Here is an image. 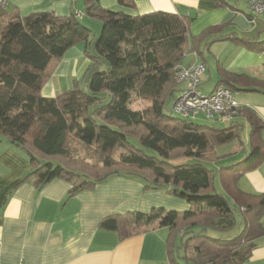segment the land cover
<instances>
[{
	"label": "trees",
	"instance_id": "16d2710c",
	"mask_svg": "<svg viewBox=\"0 0 264 264\" xmlns=\"http://www.w3.org/2000/svg\"><path fill=\"white\" fill-rule=\"evenodd\" d=\"M83 1L84 14L102 23L94 42L95 55L89 51L91 30L75 12L65 17L49 11L20 16L0 8V136L28 156L31 172L25 179L33 178L40 186L62 178L71 184L68 196H72L113 175L136 176L144 182L145 191L164 189L199 208L154 207L149 212L111 214L99 221V228L113 230L124 239L166 227L164 264L243 263L251 255L254 240L264 234V193H246L236 182L264 161V121L252 108L241 107L239 115L249 129V151L220 172L224 191L238 207L241 230L227 239L213 238L202 232L205 227L228 230L236 223L227 197L216 192L213 173L202 164L171 161L204 157L215 146L239 138L243 124L200 125L174 118L165 109L183 86L175 78L174 67L182 62L189 44L201 53L203 43L228 39L260 51L264 39L248 40L230 33L205 42L221 27L211 26L190 36L188 16L163 11L130 16L101 7L99 0ZM211 1L215 6L226 4ZM117 2L135 6L132 0ZM80 42L91 64H103L104 69L90 72L84 85L74 82L71 89L43 96L41 88L64 52ZM224 76L218 85L233 91L240 75ZM249 79L250 85L264 91L263 81ZM132 93L149 100L148 106L131 108Z\"/></svg>",
	"mask_w": 264,
	"mask_h": 264
},
{
	"label": "crops",
	"instance_id": "0c3cea01",
	"mask_svg": "<svg viewBox=\"0 0 264 264\" xmlns=\"http://www.w3.org/2000/svg\"><path fill=\"white\" fill-rule=\"evenodd\" d=\"M132 1L134 8L123 7L117 0L98 3L130 16L153 11L188 16L190 36L211 26L221 27L205 42L230 33L248 40L264 39V15L252 14L248 0H224L226 4L222 6H215L211 0ZM5 10L20 16L49 11L65 17L75 12L79 18L84 17V1L7 0ZM203 44L201 53H196L189 44L181 64L203 63L206 71L202 84L209 83L210 91L225 74L240 75L235 88L232 87L235 100L252 108L264 121V91L248 82L249 78L264 82V50L228 39ZM91 69L83 43L74 44L64 52L43 84L41 94L53 97L71 89L78 79L84 75L87 78ZM233 121L241 122L243 127L247 125L240 115ZM262 137L264 141V128ZM233 149L237 151L239 145ZM30 172L26 153L0 136V264H164L166 227L121 239L115 231L99 228V221L111 214L149 212L160 205L166 209L190 208L186 201L170 196L164 189L145 191L144 182L136 176L113 175L68 196L71 187L68 181L55 177L37 186L33 178L25 179ZM236 185L246 193H264V161L241 174ZM254 243L250 257L241 264H264V234Z\"/></svg>",
	"mask_w": 264,
	"mask_h": 264
},
{
	"label": "rangeland",
	"instance_id": "374dc122",
	"mask_svg": "<svg viewBox=\"0 0 264 264\" xmlns=\"http://www.w3.org/2000/svg\"><path fill=\"white\" fill-rule=\"evenodd\" d=\"M79 21L84 26H86L87 28H89L91 30L90 36H89V41H90L89 42L90 43L89 51H90L91 55H95L94 42L97 39L98 35L100 34L102 23L98 19L91 18L89 16H86L85 14H84V17H81V16L79 17ZM91 68H92L91 72H95L97 70L104 69V65L103 64H101V65L100 64H97V65L91 64ZM84 76L82 78L78 79V82L81 85L85 84L86 77H84ZM201 79H202V77H201ZM200 88H201L202 92L208 93V92H210L211 86L209 83H204L200 86ZM175 95H177V92L175 93ZM234 98L236 99L237 97H235V95H234ZM172 103H173L172 100L168 102L167 108L165 109V111L170 116L177 118V117H179V115L177 113L173 112ZM148 104H149V100L139 99L133 93L130 95L129 106L131 108H133L134 110L143 109V108L147 107ZM192 120L196 124L213 125V126H216L218 128H223L224 126L227 125V123L212 122V121L204 118V116H202L201 114L195 116L194 118H192ZM248 130L249 129H248L247 125H244V127L239 132V138L234 139L230 142L215 146L210 153H207L202 158H181L178 160H172L171 161L175 164L176 163L177 164L178 163H188V164L200 163V164H202L203 166H205L208 170H210L213 173V186H214L216 192L224 194L227 197L230 207L234 210V216L236 219L235 220L236 223H235L234 227H232L231 229H228V230H218V229H213L210 227H205L204 228L205 230L202 232L203 233L205 232L207 235H209L213 238H225V239H227V238H230L236 232L241 230L238 207L231 200V198L229 196H227L226 192L224 191V188L221 184L222 182L220 179V172H221V169L223 167H227V166H230L232 164H236L245 157V155L249 151ZM129 141L134 146L139 147V148L141 147V145L139 144V142L136 139L129 138ZM240 141L243 142V145H244V141H246V144H245L246 146L245 145L242 146L241 145L242 143H240ZM235 145H241V146H239V149L237 151L233 152V150H234L233 146H235ZM146 152L149 154H154V152L151 150H146ZM228 152H233V153L228 154ZM169 195L177 198V196H174L172 193L171 194L169 193ZM188 205H189V207H191V209L199 208V206L195 207V204H188ZM156 207H162V206L160 205V206H156ZM162 208H164V207H162ZM164 209H166V208H164ZM166 210L185 211V210H189V208H187V209H166ZM139 212H141V211H139ZM263 222H264V216H263Z\"/></svg>",
	"mask_w": 264,
	"mask_h": 264
},
{
	"label": "built area",
	"instance_id": "2783aa9c",
	"mask_svg": "<svg viewBox=\"0 0 264 264\" xmlns=\"http://www.w3.org/2000/svg\"><path fill=\"white\" fill-rule=\"evenodd\" d=\"M247 4L252 14L264 15V0H248ZM6 6L7 0H0V8ZM75 15L79 16L78 13ZM205 71L203 63L187 66L179 63L174 67L175 78L183 86L173 100L172 110L183 118L192 119L201 114L212 122L228 124L239 116L242 106L226 86L218 85L208 93L202 92L201 77Z\"/></svg>",
	"mask_w": 264,
	"mask_h": 264
}]
</instances>
